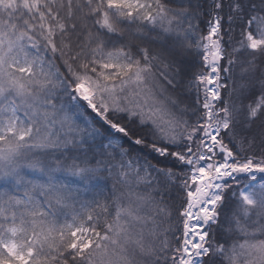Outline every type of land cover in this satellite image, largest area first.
I'll return each instance as SVG.
<instances>
[{"label": "snow or ice", "instance_id": "snow-or-ice-1", "mask_svg": "<svg viewBox=\"0 0 264 264\" xmlns=\"http://www.w3.org/2000/svg\"><path fill=\"white\" fill-rule=\"evenodd\" d=\"M0 264H264V0H0Z\"/></svg>", "mask_w": 264, "mask_h": 264}, {"label": "trees", "instance_id": "trees-1", "mask_svg": "<svg viewBox=\"0 0 264 264\" xmlns=\"http://www.w3.org/2000/svg\"><path fill=\"white\" fill-rule=\"evenodd\" d=\"M150 158H151V157H150ZM152 162H153V163H156V161H155V160H153ZM166 163H167V162H165V161L161 160V162H160V166H164ZM109 187H110V186H109Z\"/></svg>", "mask_w": 264, "mask_h": 264}]
</instances>
